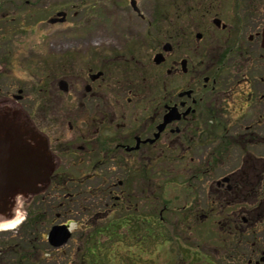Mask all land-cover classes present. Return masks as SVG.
<instances>
[{
    "label": "flooded vegetation",
    "instance_id": "flooded-vegetation-1",
    "mask_svg": "<svg viewBox=\"0 0 264 264\" xmlns=\"http://www.w3.org/2000/svg\"><path fill=\"white\" fill-rule=\"evenodd\" d=\"M252 3L253 0H233L226 9L211 7V3L200 4L204 6L198 9L185 8L183 14H174L167 25L168 32L150 36L158 42L150 55L137 47L98 59V64L89 66L85 74L79 71L75 75V83L57 77V88L52 89V94H47V84L42 78V86L35 88L16 84L7 66L14 57L8 48L0 49V109L15 107L40 127L52 158L56 152L76 161L80 153L87 154L93 167L89 175L98 174L101 170H95L98 165L109 162L113 165L106 169L113 174L106 198L112 206L108 212H120L112 218L119 219L121 227H125L120 237L127 234V219L137 216L127 206L128 197L131 198L127 190L129 179L146 182L145 176L151 180L153 174L175 172L155 167L154 161L188 160L186 173L188 170L194 178L193 188L198 186L203 199L191 194L190 202L181 209L195 205L217 207L220 214L212 218L205 208L199 216L196 213L184 219L220 220V227L230 228L232 236L226 237L223 231L216 233L219 250L226 249L232 240V251L246 258V264H261L264 243L258 241L264 237V230L256 232V225L264 228V49L260 45L264 8L254 10ZM5 19L2 14L0 42L10 38L5 27L13 31L18 28L4 25ZM193 42H196L194 56ZM156 54L158 62L154 60ZM48 60L55 63L51 57ZM59 79L64 80L65 91L59 89ZM64 127L74 132L79 143L59 147V137L54 136L53 130ZM23 139L30 143L27 136ZM6 140L10 139L0 136V171L20 172L12 170L20 165L16 158L20 147L3 143ZM140 159L150 160L153 166L129 167V160ZM229 159L238 160L235 168H221L213 183L203 185L204 178ZM60 165L52 164L49 177L39 190L19 189L3 196L0 200L6 206L3 214L11 215L15 206L32 201L42 188L46 189ZM29 167L26 158L25 169ZM56 186L59 189L60 184ZM61 191L65 198L74 196V192ZM95 191L94 187L89 190ZM160 207L159 215L167 203ZM1 234L0 264H46L43 254L47 240L43 231L26 232L24 239L17 240L18 245L14 241L18 232ZM7 240L12 245L6 246ZM4 246L11 248L8 255ZM251 254L255 258L248 257Z\"/></svg>",
    "mask_w": 264,
    "mask_h": 264
},
{
    "label": "rangeland",
    "instance_id": "rangeland-1",
    "mask_svg": "<svg viewBox=\"0 0 264 264\" xmlns=\"http://www.w3.org/2000/svg\"><path fill=\"white\" fill-rule=\"evenodd\" d=\"M232 2L233 0H135V5L141 12L139 16L132 9L130 0H0V16L4 14L6 17L2 23L18 27L15 31L4 28L5 33L9 32L11 35L0 42V49L2 51L8 48L9 54L12 53L14 57L7 66L16 84L20 86L25 84L26 89L29 86L35 88L42 86L40 82L42 78V82L47 84V94H52V89L57 88L55 80L57 77H65L70 83H75V75L79 71L85 74L89 66L98 64V59L110 58L113 54L126 52L127 49L132 51L137 47L143 54L150 55L158 46V42L151 40L150 36L156 32H168L167 25H170L175 13L183 14L185 8H202L204 5L200 4L206 3H211L209 5L211 7L226 9ZM252 4L254 10L264 8V0H253ZM195 44L196 42L192 44V56L196 54ZM42 51H47V56L43 55ZM49 57L55 59V63L58 64L49 61ZM70 68L75 70L72 72ZM144 84L147 87L145 81ZM34 127L40 134L43 133L40 127L36 125ZM53 134L59 137V147L80 141L73 136L74 132L67 130L66 127L54 129ZM52 155L51 163L59 162L62 165L58 167L60 170H56V167L53 169L56 171L51 175L52 183L46 184V189L43 188L41 191L43 198L38 194L32 201L15 206V212H11L14 217L19 216L21 221L23 219L24 221L28 219V222L35 221V228L41 230L45 228V221L42 220L46 219L45 231L53 224L69 223L72 238L59 248L47 244L46 252L50 254L46 258V264H85L86 259L92 264L93 261L98 264H209L197 256L192 258L194 254L206 255L215 264H229L231 261L235 264H246V258L237 256L232 251V240L229 246L222 250H219L221 249L219 245L216 246L218 241H211L212 234L209 235L207 231L215 228L212 236L219 238L216 233L222 232V228L217 225L220 220L198 219L199 223L196 226L194 219H184L196 213L199 216L205 208L207 209L205 212H209L208 215L212 218L220 214L217 207L191 204L192 208L181 209L190 202L191 194H195V197L200 196V200L203 199L198 186L196 189L193 188L194 178L190 177L188 170L186 173L188 160L154 161L155 167H165L175 172L153 174L151 180L148 179L149 182L146 183L142 180L129 183L127 190L131 198L128 197L127 206L130 208L129 211L135 212L134 214L141 216L154 212L156 219H159L160 206L167 203L166 211L162 213L163 223L158 225L155 232L157 239L146 236L143 242L138 241L136 244L133 238L134 241H129V237L122 236L120 239L119 234L117 236L113 234L125 233V227H117L115 223H110L120 212H108L112 206L106 197L109 192L108 183L113 182V174L111 170L106 169L113 165L110 162L107 165H98L99 167L95 168L96 171L101 168L98 174L89 175L93 167L92 162L88 161L87 154L80 153L79 160L76 161L69 156L60 157L56 152ZM141 159L129 160L127 163L129 167H146L152 163L150 160ZM237 163L238 160L229 159L228 162L225 161L226 165L219 164L214 174L204 178L203 185L213 183L219 177L221 168L226 166V170H229L235 168ZM177 170L183 172H176ZM56 184H60L59 189ZM61 184L68 186L61 187ZM92 187L96 189L94 193L89 192ZM61 189L74 192V196L65 198V193L63 194L64 191ZM138 190L144 193H139ZM55 196L59 198L56 199ZM57 207L60 209L59 212ZM49 208L52 215L45 217V211ZM9 215L10 212L6 215L0 212V237L4 231H12L11 229L19 227L20 223L11 228H1V225L9 221L5 219ZM199 226L204 229L201 237L197 233L201 232L197 230ZM29 229L30 227L18 230L15 245L19 244L18 241L25 237V231ZM256 230L258 233L261 232L263 225H256ZM129 231L130 228L127 226V236ZM160 231L163 233L162 240L158 239ZM85 232L91 233L86 241ZM224 233L226 237L232 236L230 231ZM5 242L6 246L12 245L8 240ZM88 242L93 243L86 249L85 243ZM258 242L263 244L264 237L261 236ZM108 247L114 248L109 260L105 258ZM84 249L86 254H83ZM90 256L93 261L89 260ZM248 257L255 258V255L251 254ZM261 264H264V261Z\"/></svg>",
    "mask_w": 264,
    "mask_h": 264
},
{
    "label": "water",
    "instance_id": "water-1",
    "mask_svg": "<svg viewBox=\"0 0 264 264\" xmlns=\"http://www.w3.org/2000/svg\"><path fill=\"white\" fill-rule=\"evenodd\" d=\"M131 3H133V1ZM261 45L264 48V27L262 30ZM166 46L167 44H165V47ZM154 60L158 62L159 54H156ZM59 86L65 88V82L59 80ZM165 120L166 118L158 126V129L162 128ZM1 131L7 132L3 133ZM0 136L10 139L3 143L20 147V155L16 156V158H19L20 165L14 166L12 170H21L15 173H4L0 171V200L3 199V196H7L9 193H15L19 189H37V185L47 179L52 166L51 156L47 151L44 137L15 107L0 109ZM24 136H27V140H29L30 143L25 142L23 139ZM27 144L28 151L26 150ZM26 158L30 169L25 173ZM5 207L6 206L0 202V210ZM69 236L70 232L65 224L53 225L48 231V241L55 247L64 243Z\"/></svg>",
    "mask_w": 264,
    "mask_h": 264
},
{
    "label": "trees",
    "instance_id": "trees-1",
    "mask_svg": "<svg viewBox=\"0 0 264 264\" xmlns=\"http://www.w3.org/2000/svg\"><path fill=\"white\" fill-rule=\"evenodd\" d=\"M48 210H49V212H48ZM48 210L45 211V213H47V215L52 213L51 208H49ZM48 220L50 221L51 219H48ZM138 220L139 219H130L128 221V223H133V225L132 224L130 225L131 233L129 235V241L130 240L134 241L133 239H135L134 242H136V244H138L137 242L138 241H142L143 242V240H144V238L146 236H149L151 238L157 239V238H155V232L158 230L157 227H158V225H160L159 224L160 222H155V220H154V212H152V213H150L148 215H145V217L143 218V221L139 222ZM28 224L30 226V229L28 230L29 232L37 231V228H35V226H36L35 221H30V223H28ZM158 236H159L158 239L162 238L163 237V233L160 231L158 233ZM10 250H11V248L7 249L6 246L3 247V251H4V253L6 255H8V252ZM11 253H9V254H11ZM110 255L111 254H107L105 258L107 260L111 259ZM93 262H94V264H98L95 261H93ZM90 264H92V263H90Z\"/></svg>",
    "mask_w": 264,
    "mask_h": 264
},
{
    "label": "bare ground",
    "instance_id": "bare-ground-1",
    "mask_svg": "<svg viewBox=\"0 0 264 264\" xmlns=\"http://www.w3.org/2000/svg\"><path fill=\"white\" fill-rule=\"evenodd\" d=\"M29 169H30V167L27 170L26 169L25 170L28 171ZM19 221H20V217L19 216H15V217L12 218V220L7 221V224L1 225V228H11L14 225H16L17 223H19Z\"/></svg>",
    "mask_w": 264,
    "mask_h": 264
}]
</instances>
